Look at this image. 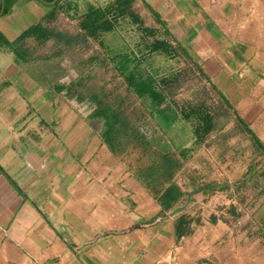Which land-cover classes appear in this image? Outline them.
I'll return each mask as SVG.
<instances>
[{"label": "crops", "instance_id": "crops-1", "mask_svg": "<svg viewBox=\"0 0 264 264\" xmlns=\"http://www.w3.org/2000/svg\"><path fill=\"white\" fill-rule=\"evenodd\" d=\"M103 1L0 0V264H264L261 181L232 177L225 162L229 173L216 177L213 168L206 195L181 188L167 206L160 198L167 181L145 172L169 153L177 164L173 180L179 151L192 142L176 146L167 129L131 123L102 98L89 102L77 95L81 80L79 90L60 80L61 63L28 57L44 53L34 46L40 40L64 46L87 36V5ZM127 3L145 26L155 22L188 52L235 117L264 133V0ZM35 25L42 32L24 36ZM103 101L127 126L99 121ZM225 176L240 181L239 196L234 185L231 193L214 190ZM181 216L189 221L178 235Z\"/></svg>", "mask_w": 264, "mask_h": 264}, {"label": "rangeland", "instance_id": "rangeland-1", "mask_svg": "<svg viewBox=\"0 0 264 264\" xmlns=\"http://www.w3.org/2000/svg\"><path fill=\"white\" fill-rule=\"evenodd\" d=\"M109 1L104 0L100 3L104 5ZM89 8L91 9L92 7L90 6ZM130 10L133 11L131 7ZM118 22L116 29L104 32L99 36V39H103L105 45L88 34L84 38L72 39L70 43L67 42L64 46H61V43L57 42V39L56 41L51 39L46 41L40 40V44L36 42L34 46L38 45L40 49L44 50L42 51L44 53H39L38 55L30 53L28 57H34L35 59L37 56L39 58L36 61L41 63L46 62L47 60L42 58L45 55H49V61H52L56 66L61 63L62 67H65L64 76L60 79L62 82L71 83L72 85L77 84V86L75 85V89L79 90L78 80H81L83 84L81 86V93L78 91L77 95L84 96V94H87L88 101L96 105L97 103L100 105V98H102L112 106L123 110L124 114L130 118L131 123H134V120L138 119V122L141 121L142 125H144V129H161L156 124L154 118L148 113L150 108H147L143 103L144 101L127 88L125 79L116 71L106 55L105 48H107L108 44L113 52L114 50L117 51L118 47L124 48V45H128V49L130 50L135 48V44L139 40L140 29L137 23H133L130 17L120 18ZM141 22L144 27H147L144 25L143 19ZM154 26H156V23L151 22V26L147 28H156ZM167 39L171 40L169 37ZM46 51L50 53L47 54ZM16 56L22 64L29 61L26 59L27 55H23L20 52ZM152 57L154 61L151 62L149 69L151 68L152 71L157 70V72H154L156 79L161 83L164 90L169 93V96L176 101L175 103L178 106H198L203 103L215 114V128L213 132L207 134L202 142L197 144L193 143L192 130L184 121L177 124L173 129H167L168 137L173 138L175 145L177 142H180L178 145L185 147L187 141L192 142L187 148L185 147L187 153L178 158L180 160V167L173 178V182H177L186 191H191V189L194 191L196 187L203 188L199 196L206 195L207 188L210 189L213 186L211 182H206L208 175L212 174L213 168L217 174L216 177L221 175V173L228 174L229 172L226 170L227 166L223 164L229 162L232 164L230 170L232 171V177L239 175L238 179L247 180L251 176L250 178L255 177L257 181H261L264 184V152L260 145L264 144V133H259V129L244 126L235 117V109L222 106L219 97L211 89L210 83L197 71L195 66L192 67L190 65L191 63L184 56L179 54L170 57L158 53L153 54ZM104 101L101 103V106L104 105ZM108 110L105 113H99L100 109L97 111V117L99 121L104 123V126L109 125V121L113 118L111 116L114 115V113ZM152 116L154 115L152 114ZM123 118L120 114L117 116V119L120 121ZM245 120L248 122L247 118ZM114 127L118 129V124ZM248 129L254 136H252ZM254 130H257V135L254 133ZM190 136L192 137L191 140ZM256 139L260 143L256 142ZM212 155L214 157V167L211 165L210 160ZM152 157L154 158L155 155H152ZM158 162L163 161L159 160ZM170 164L172 165V163L167 161H164L161 165L155 164L145 174L147 176L154 175L157 179L165 171L171 172L172 175L173 169H171ZM224 179L225 181L214 182V190H218L219 192L226 190L231 193L232 190L229 191L230 187L234 185L236 187L235 191L238 192L237 196H239L242 190L238 188V182L240 181L237 178L229 181L228 176H225ZM166 183L167 185L170 184ZM156 184L163 186L162 181L160 183L159 180ZM223 185L228 187H223ZM198 190L200 191V189ZM188 198L190 199L189 195ZM189 202L190 200L187 203L186 201L183 202V206L189 208ZM188 217H190V214Z\"/></svg>", "mask_w": 264, "mask_h": 264}, {"label": "trees", "instance_id": "trees-1", "mask_svg": "<svg viewBox=\"0 0 264 264\" xmlns=\"http://www.w3.org/2000/svg\"><path fill=\"white\" fill-rule=\"evenodd\" d=\"M127 1L128 0H110L106 4L99 6L88 3L82 27L86 30L88 35L98 39L101 44L105 45L103 39H99V36L104 32L116 29L120 18L130 17L133 23H137L140 29V37L135 44V48L129 50L128 45H124V48L118 47V50H114L113 52L108 44L107 48H105L107 57L116 71L125 79L127 88L142 99L147 108H150L148 113L154 118L156 124L161 129H173L177 124L184 121L192 130L194 143L197 144L202 142L207 134L213 132L215 128V114L203 103L198 106H178L175 103L176 101L169 96V93L164 90L161 83L156 79L154 72H157V70L152 71L151 68L149 69L151 62L154 61L152 57L153 54L159 53L170 57L180 54L189 62H193V59L181 45L172 44L159 29L144 27L137 15L130 10ZM90 6L92 7L91 9L89 8ZM40 32H42L40 25H35L27 29L24 32V36L38 34ZM196 69L206 78L202 69L198 67H196ZM206 80L208 81L207 78ZM210 87L219 97L220 104L225 108H231L229 101L224 98L213 83H210ZM102 110V113L107 112V110L114 113V115L111 116L113 117L112 120H110L108 123L109 125H107L108 127L111 126L112 122L113 124L118 122L117 124L119 126H127V123L122 124L125 122L124 119L121 121L117 119V116H119V114L121 116V113L108 108L107 103H104ZM152 114L154 116H152ZM236 118L241 124L246 126V123L239 116H236ZM113 129L116 128L113 127ZM248 131L251 133L249 129ZM252 136L254 135L252 134ZM256 142L260 143L258 139H256ZM260 145L264 152L263 145ZM179 153L180 156H183L187 153V149H181ZM163 155L164 161L172 163L170 167L173 169V175L177 164L169 153ZM160 175L163 176L165 181L170 183L163 189L164 191L160 195L161 201L167 206H170L172 202L177 200L184 192L177 182L171 180V172L165 171ZM187 219H185V216L179 217L177 222L178 235L186 233L187 226H184L189 221ZM181 226L183 227L182 229L180 228Z\"/></svg>", "mask_w": 264, "mask_h": 264}]
</instances>
